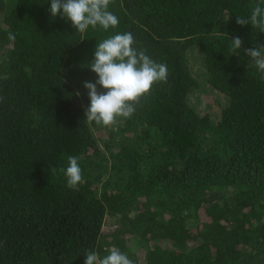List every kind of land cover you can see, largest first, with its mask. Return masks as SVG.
<instances>
[{
	"label": "trees",
	"instance_id": "16d2710c",
	"mask_svg": "<svg viewBox=\"0 0 264 264\" xmlns=\"http://www.w3.org/2000/svg\"><path fill=\"white\" fill-rule=\"evenodd\" d=\"M257 2L112 0L119 25L81 34L51 0H0V264H84L113 246L136 264H264V74L244 51L264 32L236 23ZM125 31L168 81L131 118L88 124V64ZM212 89L218 114L192 101Z\"/></svg>",
	"mask_w": 264,
	"mask_h": 264
},
{
	"label": "clouds",
	"instance_id": "9594fccd",
	"mask_svg": "<svg viewBox=\"0 0 264 264\" xmlns=\"http://www.w3.org/2000/svg\"><path fill=\"white\" fill-rule=\"evenodd\" d=\"M112 0H51L52 17L59 16L70 21L76 32L84 34L89 27L100 26L104 31L119 25V18L109 10ZM264 0H258L250 16H237L236 23L244 26L251 24L264 32ZM10 39H14L11 34ZM231 40L233 50H240L243 41L240 37ZM136 40L130 31L115 34L97 42L94 59L88 64L98 79L85 82L90 105L85 109L86 122L105 127L116 126L120 118H131L141 105V99L150 95L155 84L167 83L169 70L164 62L151 58L146 49H138ZM254 62L258 71L264 74V43L244 50ZM264 79V75L261 76ZM99 86V88L97 87ZM76 96L80 93L76 92ZM4 97L0 96V103ZM66 178V186L75 189L84 183L83 169L79 157L68 156V166L59 169ZM57 173L55 167L51 168ZM2 246V244H0ZM107 255L101 257L97 251L85 253L84 264H136L126 252L118 247L106 250Z\"/></svg>",
	"mask_w": 264,
	"mask_h": 264
},
{
	"label": "rangeland",
	"instance_id": "374dc122",
	"mask_svg": "<svg viewBox=\"0 0 264 264\" xmlns=\"http://www.w3.org/2000/svg\"><path fill=\"white\" fill-rule=\"evenodd\" d=\"M192 101L193 103H200V107L207 109L209 108V110L211 112H216L217 114L219 113V106L221 107L224 103H225V98L219 94L218 92H216L215 90H209V91H200L198 93V91L196 93H194V95L192 96ZM208 110V109H207ZM109 221H111L110 217H107V226L109 227L111 225V223H109Z\"/></svg>",
	"mask_w": 264,
	"mask_h": 264
}]
</instances>
